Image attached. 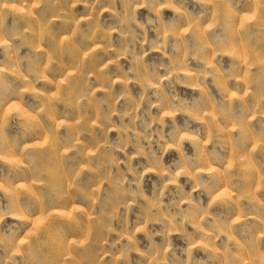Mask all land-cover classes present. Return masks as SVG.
Instances as JSON below:
<instances>
[{
	"label": "rangeland",
	"instance_id": "obj_1",
	"mask_svg": "<svg viewBox=\"0 0 264 264\" xmlns=\"http://www.w3.org/2000/svg\"><path fill=\"white\" fill-rule=\"evenodd\" d=\"M0 264H264V0H0Z\"/></svg>",
	"mask_w": 264,
	"mask_h": 264
}]
</instances>
